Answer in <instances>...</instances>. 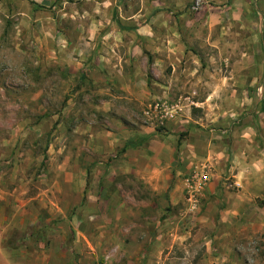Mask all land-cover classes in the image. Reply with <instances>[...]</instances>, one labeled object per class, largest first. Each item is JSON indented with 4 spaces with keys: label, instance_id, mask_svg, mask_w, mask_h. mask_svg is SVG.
Instances as JSON below:
<instances>
[{
    "label": "rangeland",
    "instance_id": "rangeland-1",
    "mask_svg": "<svg viewBox=\"0 0 264 264\" xmlns=\"http://www.w3.org/2000/svg\"><path fill=\"white\" fill-rule=\"evenodd\" d=\"M249 1L0 0V264H264V199L230 179L229 201L207 193L202 166L155 192L118 161L127 136L188 126L217 161L262 156L245 130L264 137V0ZM130 82L145 100L122 98Z\"/></svg>",
    "mask_w": 264,
    "mask_h": 264
},
{
    "label": "crops",
    "instance_id": "crops-1",
    "mask_svg": "<svg viewBox=\"0 0 264 264\" xmlns=\"http://www.w3.org/2000/svg\"><path fill=\"white\" fill-rule=\"evenodd\" d=\"M249 2L252 5V2ZM92 66L91 59L88 57L87 63L84 65V71H90ZM91 84H94V81H91ZM261 85L264 86L262 79ZM122 88L120 87L122 94L124 93L122 98H127V100L129 98L130 101L137 100L138 102L145 100L143 90L141 88V90H135L133 82H130V84L125 83ZM181 129L182 127H180L181 132L177 136L168 137L169 139H164L161 134L154 135L152 132L147 131L127 136L126 142L129 143L130 149L126 148L123 156L118 161H134L137 167L136 174L154 187L155 192H159L161 187L154 186V182H161L162 187L165 185L166 192L171 190V195L181 192L183 176L192 172L195 167L202 166L207 167L209 173H212L211 180L207 185V193L211 195L218 194V198L221 197V200L229 201L234 196V193L230 192L226 184L230 179V181H236L238 185H241L240 193L238 191L240 195L237 194L238 196L264 199V137L261 135L259 126L252 123L245 130L247 136L252 137L255 135L254 138L249 139L254 140L257 149L263 152L261 157L254 158L255 160L251 161H217L218 141L216 137L193 134L189 140H184V137H180V134L183 133L186 136L190 128L188 126L186 129ZM203 137H207L208 141L202 143ZM187 141H190V143ZM145 144H148V147L145 148ZM189 147L192 148V151ZM131 149L137 153V157L133 156ZM222 212L219 218L220 221L218 220V227L223 230H231L229 238L218 239V244L224 245V240L233 239L231 233L236 231L234 225L236 215L234 214L237 213L230 209ZM228 212H231V214H228ZM252 228H260V225L253 224ZM224 236L227 237L228 235Z\"/></svg>",
    "mask_w": 264,
    "mask_h": 264
},
{
    "label": "trees",
    "instance_id": "trees-1",
    "mask_svg": "<svg viewBox=\"0 0 264 264\" xmlns=\"http://www.w3.org/2000/svg\"><path fill=\"white\" fill-rule=\"evenodd\" d=\"M253 6V8L255 9V4L254 5H252ZM256 10V9H255ZM263 55H264V53H263ZM261 79H262V83L264 84V69H263V72H262V77H261ZM185 134H180V137H183Z\"/></svg>",
    "mask_w": 264,
    "mask_h": 264
}]
</instances>
